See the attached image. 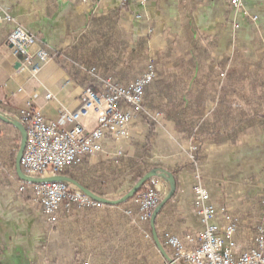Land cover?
Wrapping results in <instances>:
<instances>
[{"label": "crops", "instance_id": "obj_1", "mask_svg": "<svg viewBox=\"0 0 264 264\" xmlns=\"http://www.w3.org/2000/svg\"><path fill=\"white\" fill-rule=\"evenodd\" d=\"M6 13L15 21L0 24V107L16 118L25 108L38 110L49 121L57 120L62 110H77L86 85L66 66L79 70L72 63L77 62L93 67L78 58H86L100 46L107 45L104 56L109 62H119L116 66L111 64V74L124 84L147 68L151 51L159 62L161 78L171 84V88H153L148 99L162 112L164 124L156 130L151 160L170 169L185 164L184 150L191 141L170 116L179 118L180 124H191L208 112V88L187 81L208 78V48L210 59L216 62L235 50L238 74L247 69L254 78H264V0H245L244 7L237 11L232 9L230 0H149L145 5L121 0H0V15ZM15 25L37 36L36 47L53 55L61 53V57H54L36 74L24 69L23 57L14 54L8 40ZM139 40L141 52L137 51ZM192 42L199 49L186 54L193 47ZM64 52L72 55L71 59ZM191 60L199 63L198 67L189 66ZM241 85L249 91V81ZM49 93L52 99L47 98ZM245 103L239 101L242 106ZM88 117L81 118V122L92 131L97 127V116ZM205 126L201 178L191 165L178 172L179 191L159 212L157 231L163 236L165 231L184 235L198 234L203 229L194 192L201 183L210 192L213 205H225L232 216H240L241 227L235 240L249 247L264 215V131L255 128L231 143L233 134L216 140L208 135V122ZM135 128L136 125L131 139L142 141L148 125ZM130 140L104 139L102 152L79 164L77 178L92 184L108 199L119 198L122 194L118 195L115 188L123 176L111 160L119 149L131 156L137 153ZM20 186L19 181L0 178V264H58L54 258L50 261L34 255L42 236L29 228L32 195L30 190L21 192ZM157 187L162 197L167 196L165 181L160 179ZM129 207H134L132 202L105 205L95 212L63 219L61 235L56 234L62 239L63 251H68L61 256L62 264H72L82 257L91 258L93 264H166L156 243L144 239L145 230L136 223V207L131 217L124 214ZM214 222L225 223L220 218ZM50 237L48 243L52 244Z\"/></svg>", "mask_w": 264, "mask_h": 264}, {"label": "built area", "instance_id": "obj_2", "mask_svg": "<svg viewBox=\"0 0 264 264\" xmlns=\"http://www.w3.org/2000/svg\"><path fill=\"white\" fill-rule=\"evenodd\" d=\"M134 1L145 5L149 0ZM245 0H230L232 7L241 10ZM14 18L6 13L0 15V24H13ZM9 42L14 54L23 57V68L33 74L54 59V55L38 45V38L21 25H15L9 33ZM85 76L99 85L85 89L81 106L75 111L62 110L58 119L49 121L36 109L25 108L19 112V119L27 130V142L21 159L25 173L32 177L57 176L68 167L80 164L85 158L102 152L104 139L114 142L130 139L138 116L158 118L160 114L149 111L144 105L146 88L154 81L157 69L151 62L146 71L135 81L122 84L112 78L99 75L95 67L72 62ZM48 99L53 95L49 93ZM93 109L97 116V127L88 131L81 118ZM196 146L190 141L186 151L196 163ZM199 178V176H198ZM158 179H152L145 189L133 198L138 218L149 223L157 210L160 199ZM31 191L34 201L42 207V214L50 223L57 222L61 212L95 209L103 206L79 189L67 183L29 184L20 186L21 192ZM195 206L203 226L198 234L187 233L183 237L166 232L164 241L172 251L175 262L185 264H264V218L253 244L245 248L235 240L238 218L224 207L210 203L208 190L199 183L195 188ZM133 209L127 210L132 214ZM216 218L224 224L214 222ZM150 238L148 234L146 236ZM76 264H91L89 261Z\"/></svg>", "mask_w": 264, "mask_h": 264}, {"label": "trees", "instance_id": "obj_3", "mask_svg": "<svg viewBox=\"0 0 264 264\" xmlns=\"http://www.w3.org/2000/svg\"><path fill=\"white\" fill-rule=\"evenodd\" d=\"M192 41V38L189 40ZM138 52H141L143 50V47H141V40L137 43ZM192 48H189L188 51H186V54H189V52H195L199 48L194 45L192 42ZM107 45L100 46V48L95 49L93 53H90L86 56V58H78V60H84L89 65H92L95 67L99 73L104 78H112L115 81L119 82V78H117L115 75L111 74V70L113 66L111 67V64L118 65V61H113L112 63L109 62L108 57L106 58L104 55L107 54ZM137 52V53H138ZM61 53L54 54V57L60 58ZM64 55H67L70 59L71 56L69 53H65ZM235 53L232 56V60L229 59V57H226L222 61H214L211 58V51L208 48V78L203 81V79L196 78H189L187 79L188 82H195L194 85L202 84L204 85L203 88H208V104L215 102V99L219 98V101H216V107L208 114L205 113L199 118H197V121L191 124H188V122H184L183 124H180L176 117H171L173 121L177 123V129H180V131L185 132L186 138H191V142L196 146L197 150L195 151V157L196 162L201 164L203 162V155H202V146L204 144V139L202 138L203 133L206 129V123L208 122V135L211 134L213 137H216L215 139L219 138L221 135L225 137L231 136V134L234 135L235 139L231 141V143H236L237 138L240 136L249 134L253 129L258 128L264 131V78H254L251 75V72H249L247 69L243 71V73L238 74V70H236V66L234 63ZM119 60V59H118ZM229 61L232 64L231 68H228ZM189 66L191 67H198L199 63H196L195 60H191L188 62ZM237 65V62H236ZM249 65V64H248ZM66 69L78 80H81L85 83L86 88L92 87L94 90L99 89V85L95 82V80L88 78L87 76L81 74L80 70H76L72 68L71 66L67 67ZM114 69V68H113ZM116 69V68H115ZM147 69V68H146ZM146 69L140 74V76L146 71ZM101 70L103 74L100 73ZM116 71V70H115ZM221 73V74H220ZM158 78L152 82L151 85H149L145 90L144 95V105L148 109L152 110H160L158 107L150 105L149 96H151L153 88H171V84L166 83L167 78H161V72L158 73ZM188 75V73H186ZM225 75V78L223 81H220V76ZM138 76V77H140ZM137 77V78H138ZM137 78H135L133 81H135ZM131 81V82H133ZM249 81V91H245V87L241 84L243 82ZM121 83V82H119ZM130 83V82H128ZM125 83V84H128ZM124 84V83H122ZM166 85L165 87H163ZM161 98H163L161 96ZM245 100L246 103L244 106L239 104V101ZM148 101V102H147ZM150 105V106H149ZM0 112L7 114L10 117H14L15 114L12 112L6 111L3 108L0 107ZM0 123L2 125L8 126L9 124L6 122H3L0 119ZM150 127L148 130V134L143 142H140L137 144V153L134 156H126L122 158L118 163L114 164L116 170L121 174L124 178L129 177L132 183L135 185L139 180L146 175L147 173L151 172L154 169H165L170 170L171 173H173L175 179H176V192L174 195L170 198L168 201L171 202L175 196L178 193L179 190V180H178V172L181 171L184 167L190 166V164H183L177 166L175 169H170L162 164L154 163L151 161V152L152 147L154 145V140L156 138V127L153 122H148ZM209 135V136H211ZM221 139H218V142L221 143ZM191 167L194 169L193 164H191ZM79 169V164L75 166L68 167L63 173H61V176H66L74 179L78 183H80L85 188L89 189L93 193L97 194L98 196L104 197L105 194L100 192L99 190H96L92 184L86 183L75 175V171ZM13 173L16 176V179L20 183H24L20 180L15 165L13 168ZM150 181V180H149ZM147 185V182L142 186L139 192L143 191ZM132 200H128L121 205H125L127 203H131ZM109 206V205H108ZM157 224V222H156ZM152 232V229H150ZM151 243L155 244L154 239H151ZM162 244L164 245V248L168 252L170 256H172L171 251L168 249V247L165 245V243L162 241ZM183 264V263H180Z\"/></svg>", "mask_w": 264, "mask_h": 264}, {"label": "rangeland", "instance_id": "obj_4", "mask_svg": "<svg viewBox=\"0 0 264 264\" xmlns=\"http://www.w3.org/2000/svg\"><path fill=\"white\" fill-rule=\"evenodd\" d=\"M149 2V1H148ZM147 2V3H148ZM146 3V4H147ZM231 7H232V5H231ZM232 9L234 10V11H237L236 9H234L233 7H232ZM246 14V13H245ZM248 14V13H247ZM235 26V25H234ZM236 28V27H235ZM33 34V33H32ZM37 37V36H36ZM150 51V50H149ZM235 50H232V51H230L229 53H228V57H229V59H231L232 58V56H233V54L235 53L234 52ZM232 60V59H231ZM151 62H153L155 65H156V69H157V71H158V73H159V62H158V60H157V57L154 55V54H152L151 53V51H150V53L148 54V64L149 63H151ZM148 64H147V66H148ZM228 68H231L232 67V64H231V62L229 61V63H228V66H227ZM221 74V73H220ZM158 78V74H156V77H155V79L154 80H156ZM224 78H225V75H221L220 76V81H223L224 80ZM246 88V87H245ZM85 89H87V88H85ZM217 102L219 101V98L218 99H215ZM216 101L215 102H212V103H210V105L208 104V112L210 113L213 109H214V107H216ZM148 109V108H147ZM149 111H151V112H157V113H159L160 114V117H156V118H149V117H147V116H145V115H142V116H138V118H137V120H136V122H135V125H136V128L138 129V130H140V128L143 126V124L144 123H146L147 125H148V128L150 127V125H149V121L150 122H153L154 124H155V127H156V130L158 129V127H164L163 125V123H162V117H163V114H162V112L160 111V110H152V109H148ZM207 112V113H208ZM5 115H7V114H5ZM88 118H95L96 117V115H95V112H94V110L93 109H91L90 111H89V114H88ZM12 118H14V119H17V120H19L23 125H24V123L19 119V118H16V117H12ZM135 125H134V127H135ZM25 126V125H24ZM133 127V128H134ZM25 128H26V126H25ZM135 128V129H136ZM149 130V129H148ZM148 134V133H147ZM147 134H146V136H147ZM146 136L144 137V139L142 140V141H136V140H132L131 138V146H133L135 149H137V144H139L140 142H143L144 140H145V138H146ZM155 141V140H154ZM20 144H21V134H20V132H19V130L18 129H16L13 125H11V124H9L8 126H6V125H2L1 123H0V178H2V177H4V180H10L11 182L13 181H15V182H18V180L16 179V176L14 175V173H13V168H14V165H15V169H16V156H17V152H18V150H19V148H20ZM188 147H189V145H188ZM188 150V148L187 149H185L184 150V155H185V159H186V161H185V164H193V166H194V171L197 173L196 175L197 176H199V178H201V175H199V171H201V164L199 163H194V162H192V160L189 158V156L187 155V153H186V151ZM152 153V152H151ZM3 155V156H2ZM9 156V157H6V156ZM126 156H131V155H129V153L128 152H126L125 150H118L117 152H116V154L113 156V158H112V160H111V163L112 164H116V163H118L122 158H124V157H126ZM150 159H152V155H151V158ZM112 161H114V162H112ZM152 161V160H151ZM152 162H154V161H152ZM154 163H156V162H154ZM160 164V163H159ZM22 166V165H21ZM75 166V165H74ZM23 169V168H22ZM23 171H24V169H23ZM25 172V171H24ZM170 172V171H169ZM50 177V176H49ZM122 179V178H121ZM154 179V178H153ZM155 179H158V180H160V178H155ZM152 180V179H151ZM150 180V181H151ZM162 180V179H161ZM179 180V179H178ZM150 181H148V182H150ZM164 181V180H163ZM147 182V183H148ZM25 183V182H24ZM21 185L23 184V183H20ZM166 184H167V182H166ZM68 185H70L71 187H74V186H72L71 184H68ZM116 185H117V187L115 188V191H119V192H117V194L118 195H121L119 198H121L122 196H124L133 186H134V184L132 183V181L130 180V178L129 177H126V178H124L123 177V180H120V182L119 183H116ZM17 186V185H16ZM180 186V185H179ZM75 188V187H74ZM77 189V188H76ZM167 190H168V194H169V191H170V187H169V185L167 184ZM81 191V190H80ZM179 191V190H178ZM28 192V191H27ZM142 192V191H141ZM160 192V191H159ZM175 192H176V190H175ZM209 192V191H208ZM84 193V192H83ZM140 192H138L137 194H139ZM136 194V195H137ZM168 194H167V196H168ZM209 194H210V192H209ZM31 195H32V193H31ZM135 195V196H136ZM134 196V197H135ZM167 196H164V197H162V194H161V192H160V199H161V201H160V203H159V205L161 204V202L167 197ZM31 197V199H30V206H31V209H30V215H29V218H31V222H27L28 223V225L30 226L29 228H31V230L32 231H37V232H40L41 233V238H42V240L40 241V244H39V246H38V249L36 250V252L34 253V255H36L37 257H43V258H49L50 259V261H51V258H54V260L56 261V262H58V264H62V258H61V256H64L65 254H66V252H68L67 250L64 252L63 251V249H64V247L62 246L63 244H62V242H61V237L60 236H58V235H56V234H60L61 235V232H60V230H61V228H62V224H64L63 223V219H67V220H71L72 218H74L76 215H80V214H82V213H86V212H91V211H93V212H95V210H98V209H102L106 204H103V206L102 207H100V208H95V209H85V210H77V211H74V212H72V213H66V212H61V214H60V216H59V218H58V220H57V222H55V223H50V222H48V220L43 216V214H42V207H41V205H39L36 201H34V198H33V195L32 196H30ZM133 197V198H134ZM106 198V197H105ZM119 198H117V199H119ZM133 198L131 199L132 200V202H133ZM210 198H211V196H210ZM116 199V200H117ZM170 200V199H169ZM168 200V201H169ZM210 203H211V200H210ZM212 204V203H211ZM262 204H264V198H263V200H262ZM213 205V204H212ZM215 206V205H214ZM159 207V206H158ZM216 207H224V208H226L228 211H229V214H231L232 213V211L227 207V206H225V205H222V206H216ZM133 208H135V207H129V208H127L125 211H124V214H126V216H132L133 214H127V210H129V209H133ZM158 209V208H157ZM157 211V210H156ZM155 211V212H156ZM161 211V210H160ZM155 212H154V214H155ZM154 214H153V216H154ZM159 214V213H158ZM264 214V213H263ZM262 214V215H263ZM235 215H237V214H235ZM153 216H152V218H153ZM158 216V215H157ZM235 218H238V230H239V227H241V218H240V216H234ZM71 218V219H70ZM152 218H151V220H150V222L149 223H144V222H142L138 217H137V224L139 225V228L141 229V230H145V236H144V239L147 241V242H150L151 243V239H154V237H153V230H152V232H151V230L150 229H152V225H151V222H152ZM157 218V217H156ZM263 218H264V215H263ZM263 218H262V220H263ZM260 226H261V224L259 225V227L257 228V233H258V229L260 228ZM157 229V228H156ZM158 232V231H157ZM166 232H169V231H165L164 232V234L166 233ZM170 233V232H169ZM237 233H238V231H237ZM257 233H256V235H257ZM53 234H54V236H53ZM150 235V238H147L146 236L147 235ZM164 234H163V236H160L159 235V232H158V235H159V238H160V241H161V243H162V241L165 243V241H164ZM185 234H187V233H185ZM184 234V235H185ZM175 235H177V234H175ZM184 235H178V236H180V237H183ZM50 236H52V239L54 240V242L52 243V244H49L48 243V240L51 238ZM58 236V237H57ZM256 237V236H255ZM255 237H254V240H255ZM254 240H253V242H254ZM253 242H252V244H253ZM239 244H241L243 247H244V249L245 248H248L247 246H245L244 245V243H240V242H238ZM163 245V244H162ZM166 245V244H165ZM164 246V245H163ZM167 246V245H166ZM250 247V246H249ZM65 249H67V248H65ZM169 249V248H168ZM170 250V249H169ZM171 251V250H170ZM171 253H172V251H171ZM172 259H173V255L172 256H170ZM86 261H89L91 264H93V261L91 260V258H89V257H82V258H80V259H76V260H74L73 262H72V264H76V263H81V262H86ZM177 264H180V263H183V262H176ZM24 264H49L48 262H43V263H41V262H31V261H29V262H26V263H24ZM51 264V263H50ZM53 264H55V263H53ZM166 264H170V263H168L167 261H166ZM183 264H185V263H183Z\"/></svg>", "mask_w": 264, "mask_h": 264}, {"label": "water", "instance_id": "obj_5", "mask_svg": "<svg viewBox=\"0 0 264 264\" xmlns=\"http://www.w3.org/2000/svg\"><path fill=\"white\" fill-rule=\"evenodd\" d=\"M0 119L3 122H6L8 124L13 125L16 129L19 130V132L21 134V144H20V148L17 152V156H16V172H17V174H18V176L22 182L29 183V184H45V183H67V184H71L72 186L81 190L82 192H84L86 195H88L92 199H94L100 203L106 204V205H120V204H123L126 201L132 199L140 191L142 186L146 182H148L149 180H151L153 178H160V179L164 180L165 182H167V184L170 187L169 194L159 205L157 211L155 212V214L152 218L151 225H152V230H153L154 241H155L156 245L158 246L161 254L164 256V258L166 259V261L168 263L177 264L170 257V255L168 254V252L166 251V249L162 245L160 238H159V235H158V232H157V229H156V217H157L158 213L164 207V205L168 202V200L174 195L175 190H176V179H175L173 173H171L165 169H154L151 172L144 175L139 180V182H137L124 196H122L121 198H119L117 200H111V199H108L105 197L98 196L97 194H95L92 191H90L89 189L85 188L80 183H78L77 181H75L74 179H72L70 177L61 176V175L50 176V177H41V178L28 176L23 171L22 166H21V159L23 157L26 142H27V130H26L25 126L19 120L14 119L8 115H5L2 112H0Z\"/></svg>", "mask_w": 264, "mask_h": 264}]
</instances>
